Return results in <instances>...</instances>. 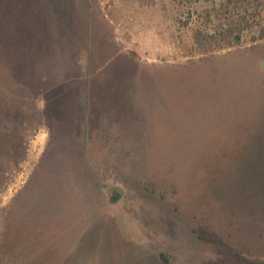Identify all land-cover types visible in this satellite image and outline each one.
Listing matches in <instances>:
<instances>
[{
    "label": "rangeland",
    "instance_id": "1",
    "mask_svg": "<svg viewBox=\"0 0 264 264\" xmlns=\"http://www.w3.org/2000/svg\"><path fill=\"white\" fill-rule=\"evenodd\" d=\"M0 264H264V0H0Z\"/></svg>",
    "mask_w": 264,
    "mask_h": 264
},
{
    "label": "crops",
    "instance_id": "2",
    "mask_svg": "<svg viewBox=\"0 0 264 264\" xmlns=\"http://www.w3.org/2000/svg\"><path fill=\"white\" fill-rule=\"evenodd\" d=\"M108 43H111V45H114V46L117 45L116 52L122 58V59H118L119 64H123V65L129 64V63L138 64V61L136 60L137 58L132 57L126 51L122 50V48H120L118 44H116L115 39H113L111 42H108ZM109 57L110 56H108V58ZM108 58L107 59H87L88 61H91V62L94 61L95 64H93V70H94L93 77L94 78H92L91 75L89 77H86L88 78L87 80L88 83H86V87L88 86L89 89L90 87H92V82L97 79L96 76L99 75V73H105L106 76L109 75V73H111L115 64L111 62V59H108ZM71 63H74L72 67L77 66V63H75L74 61H71ZM117 69L122 70L123 66L119 65V68ZM44 74L48 77L47 81L42 80V77ZM47 74L48 73L44 72L43 70L37 73L34 72V73L29 74L28 79L32 81V87L34 90H38V92L42 93L43 96L45 95L47 97V100H49L50 109L51 108L56 109V108H59L58 104H61V103L66 104L68 97L72 94L71 92L74 90H77V87L79 86H78V83L75 84L76 86L71 85V83L68 82L71 78L69 77L63 78V75L61 73H58L55 79L53 78V74L50 73V71H49V74L48 75ZM101 75L102 74H100V76ZM73 77H74L73 78L74 82H78L79 80L83 79V77L78 76V75H75ZM82 89L83 88H80L76 91L75 93L76 99L78 97L79 92L82 91ZM62 104L60 106H62Z\"/></svg>",
    "mask_w": 264,
    "mask_h": 264
},
{
    "label": "water",
    "instance_id": "3",
    "mask_svg": "<svg viewBox=\"0 0 264 264\" xmlns=\"http://www.w3.org/2000/svg\"><path fill=\"white\" fill-rule=\"evenodd\" d=\"M117 199V196L113 197L112 200L115 201Z\"/></svg>",
    "mask_w": 264,
    "mask_h": 264
}]
</instances>
